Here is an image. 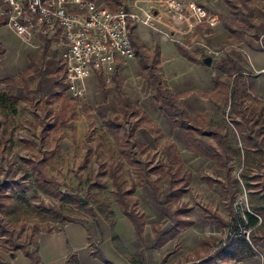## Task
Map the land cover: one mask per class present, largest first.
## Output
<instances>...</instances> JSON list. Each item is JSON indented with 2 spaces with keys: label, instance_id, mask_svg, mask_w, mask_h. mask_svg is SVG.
<instances>
[{
  "label": "rangeland",
  "instance_id": "374dc122",
  "mask_svg": "<svg viewBox=\"0 0 264 264\" xmlns=\"http://www.w3.org/2000/svg\"><path fill=\"white\" fill-rule=\"evenodd\" d=\"M95 1L111 6L107 0ZM196 2L201 3L200 0ZM216 2L223 6V0ZM42 46V41L36 38L20 40L7 26L0 24V90H8L18 99L15 113L3 115L0 112V136L3 138L0 137V184L10 172L24 182L21 191L6 189V196H12L16 208L5 213L3 221L11 229L16 241H28L29 248L33 249L38 247L45 233L60 231L65 223L38 212L37 205L45 203L62 204L71 209L74 222L85 225L92 235H96L93 232L99 231V226L104 229L109 227L115 242L114 222L122 217L128 219L122 214L117 201V186L114 184L117 182L125 192L126 208L137 212L143 220L140 234L132 232L127 237L128 241H122L121 245L115 242L117 250L127 260L141 264L140 258L142 256V260H145L142 255L145 252L147 264H187L220 249L229 224L232 201L238 193L231 191L227 167L189 147L184 132L174 126L166 112L160 109L152 81L142 77L135 56L119 64L116 79L124 95L137 101L138 113L131 115L128 111L127 121L118 112L116 82L106 83V98H103L96 78H90L86 94L79 99L71 97L62 86L56 84L60 70L56 68L57 58L52 56L50 48L44 56L42 70L39 75L35 74L30 67L29 54L38 56ZM154 46L148 49L150 53ZM222 80L224 86L212 84L210 89H206L207 84L201 92L193 91L180 98V103L190 113L193 110L204 113L207 128L219 126L227 130L232 127L229 116L238 114V107L232 105L229 99L232 75L228 73ZM162 82L165 84L163 78ZM248 92L250 95L246 102L260 105L263 98L253 91ZM102 114L114 117L120 124L113 126L115 133L104 124ZM62 117L69 118L60 124ZM156 126L159 131H155ZM130 130L134 145L143 146L137 160L140 163L147 161L145 170L154 168L148 176L139 177L138 181L136 171L139 172L143 164H130L121 154V136L124 131ZM229 135L235 146L241 145L237 136L230 132ZM197 138L208 152H212V146L215 145L213 139L207 135H198ZM169 144L181 160L180 164L171 165V172L186 177V184L182 181L181 195L172 198L164 206L170 209L181 203L191 206L188 215L193 223L171 239L170 243L168 240V243L158 248H151L157 231L166 228L170 221L152 199L148 180H155L157 193L161 197L169 191L170 165L165 161V148ZM28 159L42 161L41 168L48 178L55 180L54 186L85 199L86 204L80 201L83 208L64 202L48 188H37ZM176 166L178 173L174 170ZM229 166V173L246 190L247 206L253 212L252 204L264 202L261 185L251 189L259 190L258 194H251L239 175L243 167L241 161L232 159ZM250 168L260 175L258 180L253 181L254 184L264 182V168L258 165ZM212 214L223 218L226 224H219ZM256 226L264 231V219L258 218ZM19 250L10 251V246H4L0 239V264H7ZM163 256L166 259L161 261Z\"/></svg>",
  "mask_w": 264,
  "mask_h": 264
},
{
  "label": "trees",
  "instance_id": "16d2710c",
  "mask_svg": "<svg viewBox=\"0 0 264 264\" xmlns=\"http://www.w3.org/2000/svg\"><path fill=\"white\" fill-rule=\"evenodd\" d=\"M122 0H107L111 5L109 8L115 9L117 5L121 4ZM230 13V18L219 16L220 21L225 29L231 32L233 39L239 41L243 39L245 34L253 32V35L258 38L259 34L256 32V23L253 17V11L251 2L252 0H223ZM129 22V38L132 48L135 52V58L138 66L141 69V75L144 78H150L153 84V88L156 92V100L159 101V107L161 110L165 111L168 117L171 119L174 126L182 130L185 134V140L190 148L200 152L208 158L216 159L220 164H224L227 167L228 178L230 186H232V192H238L240 190V185L238 184L237 178L233 177L229 172L231 170L229 162L232 159L238 158L243 167L239 173L242 179L243 185L246 189H254L255 187L261 185L264 196V182H257L254 184V180H258L260 175L257 172L252 171L250 166L258 165L264 168V101L249 104L246 102L248 96V82L244 75L237 73L234 68H231L232 77L229 99L232 101V105L238 107V114L236 116H229V121L231 123L230 128L227 130L221 129L219 126L214 128H207L205 124V118L203 112H195L193 114L189 113L187 109L181 105L179 98L181 97L178 93H173L170 91L165 84L162 82L161 75L157 68L159 63V49L157 46L153 47L152 52L146 48L144 42L140 40L134 34V23L132 20ZM198 29H200L198 27ZM261 45L264 47V35L260 38ZM48 43L45 42L42 46L41 52L38 56L34 57L29 54V62L31 70L39 75L44 64V56L48 51ZM178 51L188 59L193 62H197V57L195 54H191L187 49L177 44ZM52 56L55 54L52 52ZM43 65V66H42ZM118 68L115 69L112 75V81L115 83V91L117 96L118 112L129 121V114H136L138 110L136 109L137 101L128 99L121 90L120 84L117 82ZM97 86L102 90L103 98H106L105 87L106 83L99 73H96ZM56 84L63 86V82L57 75ZM215 86L219 84L218 81H214ZM41 86H39V89ZM18 104L17 97L9 92L8 90H0V112L3 115L13 114L16 112ZM144 117L146 114H142ZM73 117V116H69ZM69 117H62L59 121L60 124L65 123ZM103 122L106 126L112 129L115 133L113 126L117 127L120 124L116 122L114 117L106 116L102 114ZM57 120V119H56ZM114 123V125H113ZM155 131H159L156 126ZM237 136L241 143L240 146H235L230 135ZM198 135H207L209 138L215 141V145L212 146V152H208L202 144L199 142ZM2 138V136H0ZM3 139V138H2ZM123 147L121 149V154L130 164H143L139 167V172L136 171L137 181L140 180L139 177L148 176L149 171L154 170L152 167H148L145 170V165L147 161L142 163L137 160V156L142 150V145H134L132 139V131H124L121 136ZM165 161L170 165V179H169V191L161 197L157 193V186L155 185V180L150 179L148 183L151 184L150 195L152 199L157 203L165 216L169 219V225L161 230L157 231L156 236L151 243V248H158L170 239L177 236L185 227L191 225L193 220L189 217V211L191 206L181 203L175 206L173 209L167 208L164 205L174 197H179L183 190V185L186 184V177L181 174H175L172 171V164L178 165L181 163L174 147L171 144L167 145L165 148ZM31 164V174L35 180V185L41 190H47L48 188L51 192L56 193L64 202L73 203L78 208H83V204L80 202L79 197L70 192L62 191L59 186H54V179L48 178L41 168V160L34 161L28 159ZM178 166L174 168L175 172L178 173ZM183 181L184 184H180ZM116 197L123 215L127 216L130 220L133 228L137 234H140L143 220L141 216L132 209L126 208V200L124 199V191L121 189L119 184L115 182ZM24 182L20 181L19 177H15L14 174L7 173V178L4 182L0 184V239H2L3 245L7 244L10 246V251L20 249L23 254L29 259V264H41L38 247L35 246L33 249L29 248V242H17L15 237L11 233V229L4 223L3 216L8 213L10 209H15L16 205L12 199V196H6V189H19L23 190ZM131 191V189L129 190ZM259 191V190H258ZM256 190H251V194H258ZM251 209L256 214L248 213V223L249 225H255L258 217L262 220L264 219V202H256L251 205ZM37 210L41 215L48 218L55 219L57 222L66 223L74 221L70 213L71 209L67 208L62 204H45L39 203L37 205ZM219 224H226L223 218L217 214H212ZM258 216V217H257ZM251 244L252 245H263L264 244V231L261 227L254 226L251 231ZM90 255L97 258L104 264H115L110 260L106 254L98 247L96 243H90ZM251 245L248 244L243 239L233 238L227 242L220 249L216 250L212 254L201 257L197 260L190 261L187 264H234L233 261L241 259L252 255ZM166 256L161 258L164 261ZM65 264H79L75 253L69 251L66 256Z\"/></svg>",
  "mask_w": 264,
  "mask_h": 264
},
{
  "label": "built area",
  "instance_id": "2783aa9c",
  "mask_svg": "<svg viewBox=\"0 0 264 264\" xmlns=\"http://www.w3.org/2000/svg\"><path fill=\"white\" fill-rule=\"evenodd\" d=\"M154 9L169 14L174 27L166 32L167 36L185 49L198 48L201 56L213 59L229 47L211 46L197 30L199 25L215 26L219 22L217 11L206 9L195 0H156ZM154 16L152 8L138 14L127 5L111 9L95 0H0V24L22 41L36 38L42 44L47 42L57 58L56 68L64 90L76 99L86 94L88 80L97 79L96 73L110 83L119 64L135 56L128 20L150 25ZM173 33L183 34L184 38ZM250 68L241 73L250 77L264 71L252 65ZM239 191L232 201L221 247L233 238L243 239L251 245L252 255L260 256L259 247L252 245L250 239L255 225L248 223V213L256 214L247 206L246 190Z\"/></svg>",
  "mask_w": 264,
  "mask_h": 264
},
{
  "label": "crops",
  "instance_id": "0c3cea01",
  "mask_svg": "<svg viewBox=\"0 0 264 264\" xmlns=\"http://www.w3.org/2000/svg\"><path fill=\"white\" fill-rule=\"evenodd\" d=\"M200 1L201 3H197L202 4L206 9L217 11L219 16L230 18L228 7L224 1L223 6L218 4L217 0L212 2L207 0ZM122 4H126L138 14H143L152 8L155 16L150 25L134 22L133 32L144 42L147 49H150L154 44L158 47L159 63L157 68L161 78L165 81V86L173 93H178L182 96L193 91L201 92L207 84L208 87L206 89H210L211 85L214 84L213 79L215 81L219 80V84L216 86H224L225 82L222 79L228 73L231 74V68H234L237 73L250 70L251 65L256 69L264 68V47L261 45L260 40L264 35V0H252L251 2L256 32L259 34L258 38L251 31L245 34L243 39L237 41L233 39L231 32L223 27L220 19L213 27L197 26V30L205 35L211 46L217 48L229 45L218 57L211 60L210 65L202 62L204 56L200 55L198 48L188 50L191 54L196 55L197 62L191 61L178 51L177 44L169 39L166 33L171 27H174V24L166 11L154 9L156 0H122ZM173 34L177 38H184L183 34ZM231 75L233 77L234 74ZM245 78L248 82V90L253 91L259 98H263L264 101V71L250 77L245 76ZM205 80H207V83H205ZM195 112L201 111L193 110L191 114ZM113 229L116 235L115 242L119 245H121L120 243L123 244L124 241L127 242V237L131 236L132 232H135L129 219L124 217L114 222ZM93 234L96 235L90 234L82 223L74 221L63 224L59 232L45 233L38 242V255L41 264H65L69 251L75 253L79 264H104L90 255L91 242L96 243L115 264H134L123 257L117 250L109 227L104 229L103 226H99V231L97 230ZM170 240L169 243L171 242ZM258 247L261 252L260 256L250 255L233 261L234 264H264V246ZM143 253L145 260H142L141 256L140 262L141 264H147L146 253ZM7 264H29V259L19 250L14 254L13 258L7 261Z\"/></svg>",
  "mask_w": 264,
  "mask_h": 264
},
{
  "label": "water",
  "instance_id": "95a60500",
  "mask_svg": "<svg viewBox=\"0 0 264 264\" xmlns=\"http://www.w3.org/2000/svg\"><path fill=\"white\" fill-rule=\"evenodd\" d=\"M211 60H212V58L209 56V55H206V56H204L203 58H202V62L204 63V64H206V65H210L211 64ZM79 199H80V201L82 202V203H87V201L85 200V199H83L82 197H79Z\"/></svg>",
  "mask_w": 264,
  "mask_h": 264
}]
</instances>
